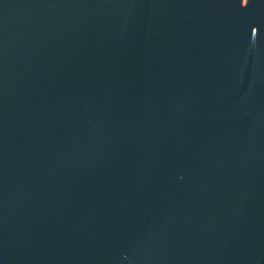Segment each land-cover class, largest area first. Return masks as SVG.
Returning <instances> with one entry per match:
<instances>
[{"label": "water", "instance_id": "95a60500", "mask_svg": "<svg viewBox=\"0 0 264 264\" xmlns=\"http://www.w3.org/2000/svg\"><path fill=\"white\" fill-rule=\"evenodd\" d=\"M0 264H264V0H0Z\"/></svg>", "mask_w": 264, "mask_h": 264}]
</instances>
